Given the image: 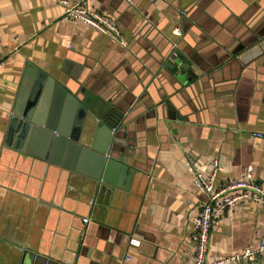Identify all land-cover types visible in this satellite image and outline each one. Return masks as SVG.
I'll return each instance as SVG.
<instances>
[{
    "label": "crops",
    "instance_id": "crops-1",
    "mask_svg": "<svg viewBox=\"0 0 264 264\" xmlns=\"http://www.w3.org/2000/svg\"><path fill=\"white\" fill-rule=\"evenodd\" d=\"M59 1L0 0V264H22L24 255L26 264H192V219L207 196L194 186L188 156L207 177L218 163L216 187L251 164L264 185V137H255L264 135V0H87L119 38L63 21ZM175 49L197 75L182 86L163 65ZM29 62L125 116L123 188L94 200L87 176L38 155L48 151L41 136L12 131ZM45 93L31 82L25 108L73 129L71 106ZM78 126L86 143L92 125ZM68 153L60 160L70 166ZM258 241L264 207L239 203L212 233L206 259Z\"/></svg>",
    "mask_w": 264,
    "mask_h": 264
},
{
    "label": "water",
    "instance_id": "water-1",
    "mask_svg": "<svg viewBox=\"0 0 264 264\" xmlns=\"http://www.w3.org/2000/svg\"><path fill=\"white\" fill-rule=\"evenodd\" d=\"M163 65L181 86L184 85V81L188 83L192 79H197V75L191 70L193 62L176 49L165 58ZM186 75L189 77L185 78ZM33 81L39 92L44 90L45 94L54 93L60 105L71 106L73 122L76 123L73 129H65L51 117L50 120L52 119L53 122L47 121L45 116L34 115L32 106L27 105L25 108L27 90ZM77 92L83 96V99L78 96ZM77 92L58 81L53 74L29 62L24 74L22 90L13 111L11 127L12 131L22 128L24 140L30 137L32 132L38 137L41 136L48 151L46 154L38 155L50 164L87 176L92 182L93 199L95 200L102 190L110 191V187L123 188L124 186L121 185L123 177L127 178L130 175L126 160L128 157L127 141L121 139L120 136L121 127L126 118L113 111L111 107L110 110L106 107L101 111L99 108L104 101L88 88H79ZM84 121L92 125L86 143L82 142L83 138L79 135L78 126ZM65 150L72 157L70 166L62 164L60 160ZM25 261L24 255L22 264H26ZM27 264H38L37 258L35 257V260ZM46 264L50 262L47 260Z\"/></svg>",
    "mask_w": 264,
    "mask_h": 264
},
{
    "label": "built area",
    "instance_id": "built-area-1",
    "mask_svg": "<svg viewBox=\"0 0 264 264\" xmlns=\"http://www.w3.org/2000/svg\"><path fill=\"white\" fill-rule=\"evenodd\" d=\"M130 5H136L140 0H124ZM155 4L158 0H147ZM63 9L62 20L82 22L85 26L96 31L120 37L119 29L111 22L110 18L87 8V0H60ZM176 36H181L180 28L174 30ZM123 45L124 43L121 42ZM2 62L0 60V69ZM257 138L264 135L255 134ZM188 171L193 175L194 186L198 193L207 196L195 217L192 219L194 230V240L196 242L195 259L192 264H262L264 257V241L250 244L241 252L233 253L224 257L216 258L212 262L207 261L209 242L212 233L220 225L221 219L228 210L239 203H256L264 207V185L257 182L255 178V166L248 165L242 178L229 182L221 187H216L215 181L218 172L221 170L217 162L213 163V171L210 176H205L195 166L191 157L186 161ZM85 224L89 223L84 219ZM133 246H139L140 241L131 239ZM126 261H131V257H126Z\"/></svg>",
    "mask_w": 264,
    "mask_h": 264
}]
</instances>
